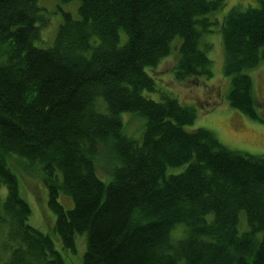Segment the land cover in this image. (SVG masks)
Wrapping results in <instances>:
<instances>
[{
    "label": "trees",
    "instance_id": "1",
    "mask_svg": "<svg viewBox=\"0 0 264 264\" xmlns=\"http://www.w3.org/2000/svg\"><path fill=\"white\" fill-rule=\"evenodd\" d=\"M226 1L60 0L47 12L0 0V264H75L65 255L80 235L83 264H264V155L188 128L196 108L176 96L145 93L178 36L176 78L213 76L203 34L220 29L228 101L264 121L248 71L264 58V0L211 18ZM124 112L141 116V135ZM23 172L46 186L47 232L30 222Z\"/></svg>",
    "mask_w": 264,
    "mask_h": 264
},
{
    "label": "rangeland",
    "instance_id": "2",
    "mask_svg": "<svg viewBox=\"0 0 264 264\" xmlns=\"http://www.w3.org/2000/svg\"><path fill=\"white\" fill-rule=\"evenodd\" d=\"M60 0H42V6L47 12L54 11L56 4L59 7ZM62 2V1H61ZM79 3V1H75ZM66 2L62 6L66 9L73 10L76 8L77 3ZM65 4V5H64ZM259 0H227L225 5L216 11L215 15L211 18L226 15L231 8L239 6L240 8H247L249 6H257ZM52 14V24L47 26L42 35V42L39 45H48V42L54 38L57 33V28L62 20V11ZM77 13V11H74ZM73 12V13H74ZM74 13V14H75ZM49 16V15H48ZM182 38L180 36L173 40V51L163 57L161 61L154 67L149 68V72L156 78L157 88L159 91H148L145 93L149 97L160 99L164 92L172 94L180 99L185 105H190L196 108L197 118L195 122L188 126V128L204 127L213 131L217 137L227 147L242 152L251 154L264 155V121L251 119L239 109L234 108L228 101L229 80L224 74V41L221 30L213 32H205L203 34V42L210 43L211 46L207 49L208 55L212 60L213 76L209 79L202 80L198 84L184 83L175 76L176 65L180 52L175 48V45H180ZM205 45V44H203ZM252 75L255 83V93L259 102V110L264 114V58L261 59L259 64L248 70ZM132 112H124L123 118L127 122V132L133 135H141L142 118L141 116H134ZM264 116V115H263ZM180 170L179 168L172 169L171 171ZM20 175V174H19ZM22 190L27 199L32 205L33 212L30 216V222L47 232L45 226L53 222L54 213L48 208L47 205V189L46 186L35 176L26 175L22 173ZM21 182V178H20ZM67 201L62 199L63 202L69 206L71 200ZM72 199V198H71ZM248 228L246 219H242L240 229L246 230ZM182 227L175 230L174 234L180 236L183 234ZM6 235L5 227L0 228V239ZM85 235H80L77 244V252L75 254L66 251L65 259L68 262L75 264H83V255L86 248ZM72 255V258L69 256ZM5 251L0 249V261L6 259Z\"/></svg>",
    "mask_w": 264,
    "mask_h": 264
}]
</instances>
